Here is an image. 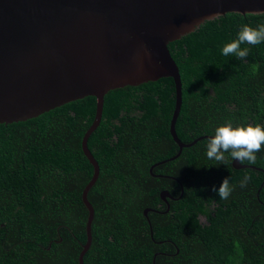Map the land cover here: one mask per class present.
<instances>
[{
  "label": "trees",
  "instance_id": "16d2710c",
  "mask_svg": "<svg viewBox=\"0 0 264 264\" xmlns=\"http://www.w3.org/2000/svg\"><path fill=\"white\" fill-rule=\"evenodd\" d=\"M245 24H264V13L228 12L169 44L182 79L176 130L183 142L213 135L229 121L264 125V43L242 45L249 48L243 61L222 55ZM175 96L171 77L106 94L101 123L88 140L100 175L88 195L95 217L84 264H264V185L258 197L264 171L235 169L227 153L225 164L209 160L207 139L162 166L180 169L189 196L198 190L194 211L179 226L149 212L152 238L144 210L161 208V177L150 167L179 151L170 134ZM96 102L87 96L26 121L0 123V264H79L88 219L81 197L94 173L82 140ZM255 166L264 170V151ZM154 173L161 174V165ZM245 175L251 180L242 188ZM225 177L234 191L222 200L212 189Z\"/></svg>",
  "mask_w": 264,
  "mask_h": 264
},
{
  "label": "water",
  "instance_id": "95a60500",
  "mask_svg": "<svg viewBox=\"0 0 264 264\" xmlns=\"http://www.w3.org/2000/svg\"><path fill=\"white\" fill-rule=\"evenodd\" d=\"M217 12L264 13V0H0V123L26 121L87 96L97 99L95 118L82 140L94 173L82 193L88 219L79 264L92 244L95 209L88 195L100 175L88 140L101 123L106 94L173 78L176 103L170 133L179 151L153 164L152 173L154 167L177 159L184 148L211 137L185 143L178 136L182 79L169 44ZM232 165L264 171L239 161ZM149 212L161 211L144 210L153 238Z\"/></svg>",
  "mask_w": 264,
  "mask_h": 264
},
{
  "label": "clouds",
  "instance_id": "9594fccd",
  "mask_svg": "<svg viewBox=\"0 0 264 264\" xmlns=\"http://www.w3.org/2000/svg\"><path fill=\"white\" fill-rule=\"evenodd\" d=\"M253 14V13H249ZM219 12L207 17L205 20L213 21L219 19ZM199 24L194 27H198ZM264 43V24L257 27L242 25L237 38L226 43L222 48V55L235 57L238 60H246L249 55L248 47L242 45H258ZM264 151V125L248 124L246 126H234L231 121L215 128L214 134L206 141V156L220 164L227 163L226 153L233 161L241 164L255 165L257 153ZM251 176L245 175L240 181V187H246ZM222 200H227L234 188L230 185L228 177H225L217 189H212Z\"/></svg>",
  "mask_w": 264,
  "mask_h": 264
},
{
  "label": "flooded vegetation",
  "instance_id": "af4514ba",
  "mask_svg": "<svg viewBox=\"0 0 264 264\" xmlns=\"http://www.w3.org/2000/svg\"><path fill=\"white\" fill-rule=\"evenodd\" d=\"M161 113H162V110H161ZM203 135H209V134H203ZM203 135H200V136H203ZM115 140H116V142H118L119 141V138L116 137ZM163 140H164V136L161 135V144H162ZM202 140H204V139H202ZM202 140H199V141H202ZM186 148H188V147H186ZM162 154H164V151L161 150V155ZM162 160H165V159H162ZM165 164H161V174L154 173V169L157 166L154 167L153 173L150 171L151 175H153L155 177H161V192H160L161 202L158 203V206L161 207V208H157V210L161 211V219L163 220V222L165 223V225H166V221H164V220L173 218L176 221L175 224L177 226H179L181 218L184 215H186L189 212V210L194 211V207L192 205L191 199L193 197V193L195 191H197L198 188L197 187L192 188V196H189L186 193L185 187H184L183 183H181L179 176L176 175V172H178L180 169L177 168L175 165H172V166H170L167 169L168 172H165L164 171V167H162ZM200 186L203 189H205L204 188V186H205V183L204 182H202ZM178 187L180 189V192L179 193L177 192L178 191ZM204 203L208 204L207 201H205ZM214 205L215 206H218L217 204H215V202H213L210 207L214 209ZM199 217L201 219V222H204L206 224H209L210 223L209 220H208V217L203 216V215H200ZM168 223H170V222H168Z\"/></svg>",
  "mask_w": 264,
  "mask_h": 264
}]
</instances>
